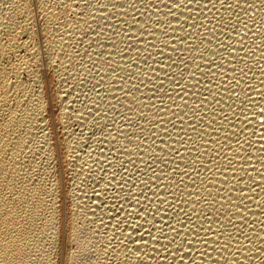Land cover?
I'll return each mask as SVG.
<instances>
[{
    "label": "bare ground",
    "instance_id": "1",
    "mask_svg": "<svg viewBox=\"0 0 264 264\" xmlns=\"http://www.w3.org/2000/svg\"><path fill=\"white\" fill-rule=\"evenodd\" d=\"M0 264H264V0H0Z\"/></svg>",
    "mask_w": 264,
    "mask_h": 264
}]
</instances>
